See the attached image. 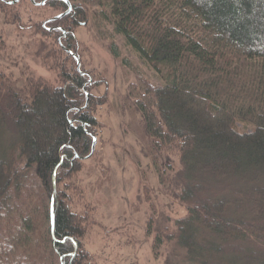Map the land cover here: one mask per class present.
I'll return each mask as SVG.
<instances>
[{
	"label": "trees",
	"instance_id": "obj_1",
	"mask_svg": "<svg viewBox=\"0 0 264 264\" xmlns=\"http://www.w3.org/2000/svg\"><path fill=\"white\" fill-rule=\"evenodd\" d=\"M5 1L0 11L16 18L11 10L22 0ZM41 1L28 0L67 9L64 0ZM68 1L69 13L35 24L57 43L54 53H68L54 54L60 83L0 78V133L9 135L0 147V264L90 261L85 218L67 191L100 127L94 108L102 97L91 92L72 30L87 8L97 23L110 20L113 55L121 54L119 35L137 60L122 58L134 74L127 93L150 138L157 183L184 206L162 218L166 227L154 224V250L170 245L164 264H264V0Z\"/></svg>",
	"mask_w": 264,
	"mask_h": 264
},
{
	"label": "rangeland",
	"instance_id": "obj_2",
	"mask_svg": "<svg viewBox=\"0 0 264 264\" xmlns=\"http://www.w3.org/2000/svg\"><path fill=\"white\" fill-rule=\"evenodd\" d=\"M11 12L16 18L0 11V78L14 83L33 75L59 84L60 71L53 65L55 55L68 59V53L59 48L54 53L57 43L35 24L57 15L60 9L33 7L28 0H22ZM86 12L85 19L72 26V30L81 67L93 77L91 92L102 97L94 108L100 127L91 154L79 158L82 166L73 173V186L67 187L72 210L85 218L81 246L90 259L86 264H164L170 245L154 250V224L166 227L168 221L162 218L168 216L171 220L182 215L184 206L157 183L148 155L150 138L127 93L134 74L122 65V58L129 56L133 66L137 60L123 46L119 35L115 41L121 54L115 57L105 37L111 30L110 20L97 23V10L87 8ZM56 35L63 47L64 34ZM148 75L157 80L151 71ZM0 136V147L4 148L9 135Z\"/></svg>",
	"mask_w": 264,
	"mask_h": 264
},
{
	"label": "water",
	"instance_id": "obj_3",
	"mask_svg": "<svg viewBox=\"0 0 264 264\" xmlns=\"http://www.w3.org/2000/svg\"><path fill=\"white\" fill-rule=\"evenodd\" d=\"M17 1L18 0H11V1H5V2H7V3H15ZM44 2H45V0L41 1L39 4H43ZM66 4H67V9L64 12H62V13L56 15V16H53L52 18H49L47 21L55 20L57 18H60V17L64 16L65 14L69 13V11L71 10L72 6H71V4H70V2L68 0H67ZM62 31H63V29H62ZM95 143H96V138L93 136L92 137V144H91V151L93 150V148L95 146ZM91 151H90V153L88 155L83 156L82 158L89 157V155L91 154ZM53 191H55V181H54V179H53ZM50 209H51V224H52L53 223V203L52 202H51Z\"/></svg>",
	"mask_w": 264,
	"mask_h": 264
},
{
	"label": "snow or ice",
	"instance_id": "obj_4",
	"mask_svg": "<svg viewBox=\"0 0 264 264\" xmlns=\"http://www.w3.org/2000/svg\"><path fill=\"white\" fill-rule=\"evenodd\" d=\"M65 2H67V0H65Z\"/></svg>",
	"mask_w": 264,
	"mask_h": 264
}]
</instances>
